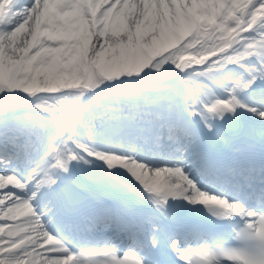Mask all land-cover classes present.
Wrapping results in <instances>:
<instances>
[{
	"label": "snow or ice",
	"instance_id": "snow-or-ice-1",
	"mask_svg": "<svg viewBox=\"0 0 264 264\" xmlns=\"http://www.w3.org/2000/svg\"><path fill=\"white\" fill-rule=\"evenodd\" d=\"M0 264H264V0H0Z\"/></svg>",
	"mask_w": 264,
	"mask_h": 264
},
{
	"label": "bare ground",
	"instance_id": "bare-ground-1",
	"mask_svg": "<svg viewBox=\"0 0 264 264\" xmlns=\"http://www.w3.org/2000/svg\"><path fill=\"white\" fill-rule=\"evenodd\" d=\"M214 40H216V42H219V38L218 37H215V38H213ZM193 67H197V65H193ZM22 219V218H21ZM82 251H86V250H82Z\"/></svg>",
	"mask_w": 264,
	"mask_h": 264
},
{
	"label": "rangeland",
	"instance_id": "rangeland-1",
	"mask_svg": "<svg viewBox=\"0 0 264 264\" xmlns=\"http://www.w3.org/2000/svg\"><path fill=\"white\" fill-rule=\"evenodd\" d=\"M199 66H197V68H198Z\"/></svg>",
	"mask_w": 264,
	"mask_h": 264
}]
</instances>
